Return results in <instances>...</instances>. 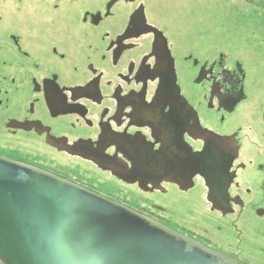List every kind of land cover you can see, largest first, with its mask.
Here are the masks:
<instances>
[{"label":"flooded vegetation","instance_id":"flooded-vegetation-1","mask_svg":"<svg viewBox=\"0 0 264 264\" xmlns=\"http://www.w3.org/2000/svg\"><path fill=\"white\" fill-rule=\"evenodd\" d=\"M200 1L0 0V157L66 178L256 264L243 254L238 222L250 205L264 218V154L244 161L241 149L244 124L264 136V105L242 107L250 99L242 60L210 53L204 25L195 41L161 8ZM210 113L221 125L241 116L216 130ZM205 129L236 146L230 168L225 160L209 185L193 173ZM194 188L203 190L208 217L173 218L150 197ZM227 217H234L235 237L219 238Z\"/></svg>","mask_w":264,"mask_h":264},{"label":"water","instance_id":"water-1","mask_svg":"<svg viewBox=\"0 0 264 264\" xmlns=\"http://www.w3.org/2000/svg\"><path fill=\"white\" fill-rule=\"evenodd\" d=\"M193 173L217 180L230 136L203 130ZM228 183L222 188L227 195ZM0 264H243L66 178L0 157Z\"/></svg>","mask_w":264,"mask_h":264},{"label":"rangeland","instance_id":"rangeland-1","mask_svg":"<svg viewBox=\"0 0 264 264\" xmlns=\"http://www.w3.org/2000/svg\"><path fill=\"white\" fill-rule=\"evenodd\" d=\"M161 8L171 10L174 22L177 26L187 29V35L196 39L200 26L204 25V43L209 52L216 49L223 50L229 58L242 60L247 70V80L250 88V99L242 105L247 108L251 101H260L264 105V0H202L200 2H186L175 4L164 3ZM9 19V18H7ZM206 31V32H205ZM196 41V40H195ZM201 40L198 44H201ZM193 93L194 90H189ZM209 126L220 130L227 123L240 118L236 113L227 118L221 125L219 118L210 113ZM250 125V124H248ZM247 124L243 125V139L241 159H255L256 154H264V136L254 130H247ZM264 162V159H262ZM262 176L258 175L253 184L258 186ZM243 186H249L251 180H244ZM259 189L253 188V194ZM203 190L194 188L187 194H180L176 190H169L166 195L152 194V199L165 207L171 217L187 218L193 216L208 217V205L202 199ZM245 209L238 222V227L243 235L241 247L244 255L256 264H264V218H259ZM264 208V204L261 205ZM213 218V217H212ZM231 218L221 220V230L216 231L219 238H234L235 229L231 225Z\"/></svg>","mask_w":264,"mask_h":264}]
</instances>
